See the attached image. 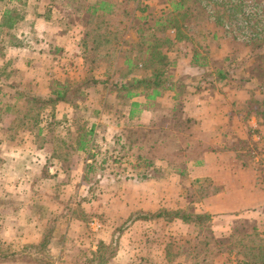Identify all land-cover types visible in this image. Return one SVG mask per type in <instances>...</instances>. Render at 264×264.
<instances>
[{
  "label": "rangeland",
  "instance_id": "obj_1",
  "mask_svg": "<svg viewBox=\"0 0 264 264\" xmlns=\"http://www.w3.org/2000/svg\"><path fill=\"white\" fill-rule=\"evenodd\" d=\"M99 1H106L111 8L107 13L93 15L90 8ZM9 10L21 20L14 29H0V191H32L35 196L41 193L45 202L52 203L59 194V212L50 208L39 211L44 228L52 225L59 230H51L56 238L52 246L37 252L19 237L23 231L20 225L13 226L12 231L9 228L27 219L18 216L15 221L14 215L0 219V264H97L92 253L98 251L104 231L105 238L119 237V252L108 264L243 261V242L235 254L225 250L219 253L215 247L204 245L207 234L195 225L181 221L128 224L133 215L141 214L142 206L160 207L154 212L204 211L197 204L221 188L209 181L186 185L180 177L187 163L202 156V150L195 145L189 149L191 141L201 143L206 137L201 134L202 126L196 122L194 127L189 118L193 110L189 103L184 99L149 103L146 107L158 113L157 120L155 125H142L127 118L131 103L119 97L115 85L134 78L152 79L160 73V81H167L166 88L169 82L174 83L172 78L180 82L189 75L185 70L196 59L195 64L202 67L190 72L189 81L200 82L199 86L190 84L197 89L193 95L205 92L214 97L217 106L205 116L218 117L224 112L236 116L239 126L232 132L228 149L241 160L240 165L252 170L264 189V123L259 125V120H252L248 114L250 99H263L264 3L0 0V23L3 13ZM163 55L168 57L165 65L161 63ZM128 58L133 60L132 67L126 65ZM219 72L226 75L224 81L219 80ZM59 83L70 87L68 98L72 103L40 112L38 106L26 100L49 98ZM177 90H183L179 84ZM20 95L25 98L20 99ZM7 107L12 111L5 112ZM213 123L217 124L215 118ZM92 130L88 140L94 157L76 151L79 139ZM11 160L35 163L28 171L31 174L25 175L31 179L15 176V170L23 173L24 166L13 169L8 165ZM157 163L165 179L163 172L156 170ZM166 165H170L169 170ZM152 172L160 175L156 183L160 195L153 207L150 200L136 199L139 194L132 183H123L144 181ZM51 175L55 179L50 180ZM42 177L46 181H41ZM143 189L151 191L145 185ZM207 206L211 208L210 203ZM135 208L138 212L130 215ZM255 212L232 225H225L224 218L215 215L205 227L210 226L222 245L229 243L235 229L241 230L243 236L252 234L254 226L264 239V205ZM72 218L80 224L75 221L76 229L67 237L61 231L67 229ZM123 227H127L126 231L119 236ZM12 232L17 233V239L11 242L8 237ZM28 234L33 235L31 231Z\"/></svg>",
  "mask_w": 264,
  "mask_h": 264
},
{
  "label": "crops",
  "instance_id": "obj_2",
  "mask_svg": "<svg viewBox=\"0 0 264 264\" xmlns=\"http://www.w3.org/2000/svg\"><path fill=\"white\" fill-rule=\"evenodd\" d=\"M60 47L59 50H62ZM201 67L202 66H199L198 64L195 63L192 64L191 62L189 69L185 70V73H188L189 75L184 76L180 82L178 81L179 78H175V80H173L172 78L171 80L174 83L171 84L169 82L167 88L165 90H162L161 96L155 100H149L147 99L146 96L142 94L137 96L133 100H130L131 105H130L129 113L127 114V118L130 119L131 121H137V122L139 121V123L142 125H149V124L155 125V121L157 120L156 118L158 113L153 112L152 110L153 108L146 107L149 103H154V101L157 102L164 99H168L169 102L176 103L177 101L184 99L183 102L189 103L191 105L190 107L193 110L188 114V116L193 122L194 127L196 126V122L202 126L200 130H201V134L206 136L204 137L206 142L201 141L200 143L196 141L195 143L190 140L193 144L189 146V149L194 148L192 145H195L196 148L202 150V156L197 160H193L187 163L185 170H181L179 172V174L181 175L180 177L181 179H185L184 181L186 182V185L188 182L190 183L192 182L191 184H201L203 182H208V181L212 184L219 185L221 188L220 192H218L217 194L207 196V198H204L202 203L197 204V205H202L205 208V210L196 211L195 214L210 215L213 218L215 215H217L219 217L224 218L225 225L226 223L227 224L231 223L232 225L236 220L243 219L244 217L249 216V214L252 215L256 213L255 210L261 209V207L264 205V189L260 188V185L257 183V180L253 176V172H250L252 170L250 168H244L242 164L240 165L239 161L241 160L233 152H231L230 149H228L230 147L228 142L229 140H231L232 132L236 131L237 127L239 126L237 123L238 120L236 121V116H234L233 113L232 114L229 113V115H226L228 112H224L222 116H218V117L215 116V114L213 115V117H209L208 115L205 116V114H208L209 112H211V110L214 111L215 106H217L214 97L212 95H208L205 92L203 94L193 95L195 94V92H197V89L190 85L192 83V80L189 81L190 72L200 69ZM177 84H179V86L182 87L183 90L181 92L177 90ZM192 84H194V86H199L200 82L197 83L193 82ZM187 95L190 96L189 97L190 102L186 98ZM133 104H137V106L132 110ZM161 117H163V115ZM249 117L252 120L254 119L255 121H258L254 116H249ZM214 118L216 119V123H217L216 125H214L213 123ZM209 120H211L212 122L211 125H209L210 124ZM248 122L251 123V125L249 123V126L253 128L254 126L252 125L253 121L249 120ZM229 130L230 133H227ZM252 137L254 139V136ZM241 138L244 139L245 137H241ZM221 148L223 149V152H221L220 150ZM8 165L13 169H16L20 165H23L24 166L23 173L20 172L18 174V172L15 170V173H17L15 174V176L20 178L19 175L21 174V176H23V179L30 180L31 177L26 176L25 178V175L31 174L28 171L34 167L35 163L32 164L31 162H27L25 164V161L11 160L8 162ZM166 166H168V170H169L170 165H166ZM155 168L156 170L161 171L158 163L156 164ZM242 168L248 169V171L245 172V170H243ZM162 170L164 169L162 168ZM161 172H163L161 176L162 177L165 176L163 178L165 179L166 175L164 174V171ZM157 174L158 173L149 175L147 178L142 179L144 181H138L137 179L127 180V181L125 180V182L123 183L125 184L132 183L133 187L135 188V192L139 194V196L138 195L136 196V199L141 198V200L146 199L145 201L150 200L151 201L149 202L151 203L150 206L153 207L155 205L154 201H156L160 195L159 189H157L159 184H156L159 181L160 175ZM244 175H247V177L246 178L241 177ZM7 177H10V175H7ZM51 177L52 175L49 178L50 180L55 179V178L52 179ZM40 180L46 181V178L42 177ZM56 180L58 179L56 178ZM18 182L19 181H17V183ZM169 182L170 180H167L168 190L170 189ZM13 183L14 185L16 184L15 181H13ZM191 184L189 186H191ZM143 185L147 186V188H151L150 191L151 193L149 191L145 192L143 189ZM35 195L36 192L33 193L32 191L21 192L11 189H9L8 191H2V192L0 191V219H7L11 215H14L13 220L15 221L18 220V216H23V219H27V222L21 224H19L16 221L15 225H12V227L9 228L12 231L13 226L17 228L20 225V228H22L23 231L20 232L19 237L21 238L23 243L30 244V246H32L30 247L31 249H34V251L39 252V251H46V250L36 249L37 247H40L43 244L46 238H48V241H50L48 249L52 246V241L56 239L54 233L51 230L53 231L57 230L56 232H58L59 230L58 228L56 229V227L52 225H50V227L48 228L45 227L47 229L45 230L44 226H42L43 220H41L39 211H47V208H50L51 211L55 210L59 212V194L58 196L55 197V203H52L50 201L45 202L42 198L41 193L40 195L37 196ZM6 200H8V202H5ZM35 200H38L39 202H36ZM93 203L95 202L93 201ZM209 203L211 204V208H208L207 206L209 205ZM148 204L147 206H149ZM13 206H15V208H13ZM81 206L82 209L85 210L84 204H82ZM143 208L144 207L142 206L141 214H156L159 211L158 212H154V211L159 210L160 207L156 208L155 206V208L153 209H147V207H145L144 209ZM84 212H87V210ZM136 212H138V209L135 208L134 211H131L130 215H133ZM247 218H245V220H247ZM75 221H77V223L79 222L78 220L76 219L74 220L72 218L70 220L67 229L65 230L62 229L63 231H61V234L63 233L65 235L66 233L67 237L69 236V234H72L76 229V225H73ZM139 222L149 223L144 221H137L133 224L136 225ZM151 222H155V221H151ZM79 226L81 225L77 224L78 228ZM95 230L98 231L99 229L94 228L93 231ZM30 231L33 234L32 236L28 234ZM16 232L18 233V231ZM104 232H103V236H101L102 237L101 240L105 244H110L112 242L113 235L105 238ZM17 233L12 235L13 234L12 232L9 235L8 238L9 240H11V242L12 240L17 239L16 238ZM34 258L35 257H33V259Z\"/></svg>",
  "mask_w": 264,
  "mask_h": 264
},
{
  "label": "trees",
  "instance_id": "obj_3",
  "mask_svg": "<svg viewBox=\"0 0 264 264\" xmlns=\"http://www.w3.org/2000/svg\"><path fill=\"white\" fill-rule=\"evenodd\" d=\"M180 5L182 3L180 2ZM182 6H179V9ZM111 8V6L106 1H99L97 4L93 5L90 9L93 15L98 13H107V11ZM178 9V8H177ZM15 12V11H14ZM14 12L9 10L3 13L1 17L0 29L7 28L8 30L14 29V27L20 22L21 19L18 17H14ZM161 63L165 65L168 62L167 56H162ZM261 58L260 56L257 57ZM193 63H197V60ZM126 65L128 67H132L134 65L133 60L128 58L126 60ZM264 68V67H262ZM0 71L2 69L0 68ZM166 74V73H164ZM226 74V73H225ZM162 78V74H156L152 79L150 78H134L131 81H127L123 84H116L115 89L121 94L119 97L124 99L125 101H130L136 98L139 95H144L149 100H155L161 96L162 90H165L166 82H161L160 79ZM226 79V75L224 73L219 72V80L224 81ZM93 84H105L104 82L100 81H93ZM87 86V84L85 85ZM70 87L59 83L57 89L51 92V96L47 99H39V98H28L26 100L30 101L35 106H38V110L43 112L46 110L47 107L55 108L60 103H72L68 98ZM1 93V91H0ZM21 96V95H20ZM261 96L263 99H250L249 101V116H254L257 120H259V125L264 123V90L261 92ZM25 98L24 95L20 97ZM1 105V102H0ZM256 105V106H254ZM137 106V104L132 105V110ZM12 111L11 107H7L5 112ZM38 123V120H36ZM94 130L90 131L89 133L84 134L78 141V147L76 151L87 153L91 155V149L89 147L90 141L88 140L89 135L93 134ZM91 157H94L91 155ZM137 221H144V222H159L164 221L167 223H173L175 221H181L188 225H195L201 231H205L207 237L204 241V245L207 248L215 247L219 253H223V251H228V254H235L241 243H244L242 246L245 251H242L243 261H238L237 264H264V239H262V235L259 232L257 226H254L252 229V234H244L241 236V230L235 229L231 236L229 237V243L227 245H222L219 241L214 237L211 232V228L205 227L206 225H210L212 222V217L210 215H202V214H189L185 211H167L161 210L156 214H139L133 215L128 224H133ZM127 224V227L129 226ZM126 227V228H127ZM125 227L119 229V236L122 235L124 231H126ZM243 232V231H242ZM118 239H112L110 244H105L103 241L99 242L98 251L93 252L92 255L96 259L97 264H108L110 259H114L118 254L119 247H118ZM48 238H46L43 244L40 247H37V250H47L49 246ZM247 242V243H245ZM210 250V249H209ZM221 251V252H220Z\"/></svg>",
  "mask_w": 264,
  "mask_h": 264
},
{
  "label": "built area",
  "instance_id": "obj_4",
  "mask_svg": "<svg viewBox=\"0 0 264 264\" xmlns=\"http://www.w3.org/2000/svg\"><path fill=\"white\" fill-rule=\"evenodd\" d=\"M213 1L214 3H219V2H222L223 0H211ZM238 1H243V0H238ZM260 3H264V0H259Z\"/></svg>",
  "mask_w": 264,
  "mask_h": 264
}]
</instances>
